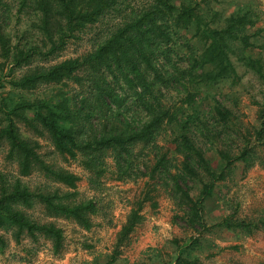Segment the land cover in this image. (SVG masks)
Segmentation results:
<instances>
[{
  "label": "trees",
  "instance_id": "obj_1",
  "mask_svg": "<svg viewBox=\"0 0 264 264\" xmlns=\"http://www.w3.org/2000/svg\"><path fill=\"white\" fill-rule=\"evenodd\" d=\"M261 22L236 0H0V154L15 166L0 171V256L26 242L61 256L57 220L92 229L98 202L79 198L73 163L95 190L104 179L145 181L105 264L131 245L159 188L193 233L162 264H199L194 252L214 245L206 235L264 237V215L240 216L224 192L238 163L264 169ZM72 46L84 52L61 59ZM233 59L262 86L253 124L218 97L240 80ZM32 175L45 182L31 187Z\"/></svg>",
  "mask_w": 264,
  "mask_h": 264
},
{
  "label": "rangeland",
  "instance_id": "obj_2",
  "mask_svg": "<svg viewBox=\"0 0 264 264\" xmlns=\"http://www.w3.org/2000/svg\"><path fill=\"white\" fill-rule=\"evenodd\" d=\"M236 1L254 4L262 13V22L259 25L264 28V0ZM83 52V47L72 46L63 53L61 59L71 58ZM234 65L240 80L234 85H222L221 94L228 96L218 97L244 124H253L258 110L254 102L261 100L262 86L254 74L235 61ZM213 92L215 93V90ZM208 157L216 159L212 152H208ZM69 169L80 178L77 184L79 198H94L98 202L99 211L93 217L92 229L84 231L70 221L57 220V225L64 232L65 250L61 256H54L49 247L36 248L27 242L19 247L10 244L6 253L0 256V264H105V255L111 251L115 234L123 224L133 201L143 191L145 181L122 183L104 179L103 186L95 190L89 186L88 175L80 166L73 163L69 165ZM0 171L15 174V166L6 162L2 154ZM24 181L31 187L45 182L38 175H32ZM227 185L228 191L223 189L227 192L226 200H229L233 207L237 206L240 216L257 219L264 215V169L256 165L244 172L243 165L238 163L232 180H229ZM155 200V209L148 204L143 209L144 221L133 233V242L124 249L117 264H162L167 262L175 251L174 240L180 242L183 238L193 235L192 232L183 230L181 223L175 219L176 208L164 189L159 188ZM222 205L217 201H209L207 211L213 212L211 216L214 218L222 214L225 209ZM221 237L205 236L207 244L214 245H210L209 250L207 248L194 252L193 256L198 258L199 264H264V237L261 233L249 238L235 239L230 233L224 232ZM31 248L36 252L29 253ZM155 251H159L160 256L151 263L148 259L153 258Z\"/></svg>",
  "mask_w": 264,
  "mask_h": 264
}]
</instances>
